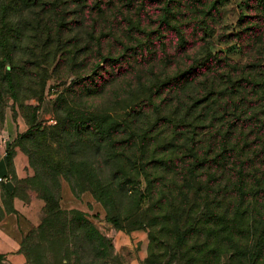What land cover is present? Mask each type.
<instances>
[{"label":"rangeland","instance_id":"374dc122","mask_svg":"<svg viewBox=\"0 0 264 264\" xmlns=\"http://www.w3.org/2000/svg\"><path fill=\"white\" fill-rule=\"evenodd\" d=\"M73 1L59 0L67 12L64 31H107L110 12L100 19L89 5ZM135 1L143 5L142 15ZM199 1L209 9L207 16L198 14L204 10L198 0H177L167 2L166 20L162 0H131L127 15L135 26L141 17L148 34L131 40L167 51H158L152 59L159 62L142 72L117 76L108 63L111 76L97 71L86 89L66 92L76 76L61 67L53 73L54 64L36 96L23 78L12 97L0 90V178L7 179L0 182V230L17 236L20 259L30 264H264V205L252 204L255 216L249 220L247 205L227 203L223 169L213 166L203 138L208 124L203 106H187L179 123L178 110L176 118L171 115L175 106L170 111L159 106L164 97H174V89H147L151 80L161 85L206 55L226 66L222 73L229 80L240 69L264 77V0ZM6 13L13 21L8 29H20L17 12ZM181 35L186 48H193L178 56ZM100 68L106 71L104 64ZM191 92L186 87L185 94ZM134 124L132 131L139 132L135 147L128 132ZM184 137L200 161L185 190L178 182L181 166L175 164ZM124 154L141 155L143 164L121 165L115 158ZM152 169L160 180L149 186L144 173ZM119 171L134 178L127 190L107 179ZM216 182L221 185L217 193Z\"/></svg>","mask_w":264,"mask_h":264},{"label":"trees","instance_id":"16d2710c","mask_svg":"<svg viewBox=\"0 0 264 264\" xmlns=\"http://www.w3.org/2000/svg\"><path fill=\"white\" fill-rule=\"evenodd\" d=\"M12 1H15L13 6L11 3L7 5L4 0H0V90L4 94H9V97L14 95L16 82L19 78L27 80L29 86L31 85L30 95L39 94L43 89L44 82L48 79V72L54 64L53 73H57L61 68H67L70 74L76 76L72 86L66 90V92H71L74 88L86 89L87 79L97 76V71L111 76L113 71H107L108 63L114 67L113 70H117L114 71L116 72L114 75L122 76L135 70L142 72L143 67H151L154 63L159 62L152 59L158 51L163 54L167 52L163 47H147V43L142 40H131L135 34L142 35L144 38L148 35L141 29V17H137L138 23L135 26L127 15L132 9L131 0L73 1L78 6L89 5L90 13L92 12L100 19H104L108 12L112 14V19L107 21V24L110 25L107 31L100 27L99 30L85 29L76 32L64 31V25H67L65 19L67 12L62 9V4L59 5V0ZM172 1L176 2L177 0H162L163 18L166 20L165 14L169 13L166 5L167 2ZM135 2H137V12L142 15L143 5L140 1ZM195 3L201 7L205 6L199 0ZM19 5L21 10L17 9ZM195 6L191 5L189 9L196 8ZM7 9L11 13L17 12V23H20V29H8L13 21L11 15L6 13ZM208 10L204 7V10L198 14L207 16ZM123 26H126L127 29L122 28ZM195 31L194 28V36ZM74 32L75 34H73ZM106 39L107 43L104 41ZM123 40L127 44L122 43ZM110 41L113 43L111 44ZM18 42L20 44L17 45ZM185 44L184 36L181 35L178 45L176 44L178 56L193 48H186ZM19 46L20 52L25 53L26 58L19 57ZM115 47L118 50L117 54L114 51ZM101 64L105 65L106 71L100 68ZM162 66L172 67V65L164 63ZM225 68L226 66L221 64L218 59L206 55L204 59L187 65L180 73L165 79L161 85L154 84L151 80L152 84L150 83L147 89L149 87L161 89L160 86L174 89L171 91L174 97L171 99L164 97L159 106L169 107V111L171 107L175 106L174 113L171 115L176 118L178 110L179 123H183L186 117L184 113L187 106L189 108L203 106L201 110L206 111L204 118L208 122L205 127L207 135L203 138L209 142V154L213 156V166L223 169L224 185L222 188L224 192H227V203L234 205V202H237L239 204L235 205H247V218L252 220L255 216L250 212L252 204L264 205V77L261 78L240 69L237 75L229 76L230 79H235L229 80L222 73ZM154 74V70L152 71L150 68L147 75L152 77ZM186 87L192 91L189 96H187V92V95L185 94ZM184 95L186 96L183 97ZM190 95H192L191 100ZM0 117L2 118V115ZM134 126L135 124L131 125L128 132L131 144L135 147L138 145L137 134L139 132L132 131ZM125 130H123V135L126 136ZM173 131L176 132V130ZM111 133L112 130L108 135ZM195 137H199V133ZM180 142L179 147H176L178 153L175 164L181 166L178 172V182L180 187L185 190L190 186V175L192 176L194 166L200 161L199 154L193 155L194 149L188 147L185 137ZM169 148L175 149L173 144ZM124 150L126 151V149ZM117 156L119 158L116 157L115 160L120 159V164L124 166L134 167L143 164L144 158L141 155L134 158L126 154L123 157ZM153 160L156 161L155 164L159 162L161 167L160 160L155 158ZM188 160H192L193 163L190 165ZM139 174H143L140 167ZM144 177L149 186L160 180L159 175L153 169L150 174L144 173ZM107 179L109 183L119 186L121 191L127 190L134 180L128 172L122 171L115 172ZM218 184L216 182V185ZM220 186L215 187L216 193ZM257 214H259L258 211ZM144 216H141L142 218L139 216L134 224L141 222ZM241 216L243 217V214ZM118 228L121 229V227ZM247 228L253 231L250 226Z\"/></svg>","mask_w":264,"mask_h":264},{"label":"crops","instance_id":"0c3cea01","mask_svg":"<svg viewBox=\"0 0 264 264\" xmlns=\"http://www.w3.org/2000/svg\"><path fill=\"white\" fill-rule=\"evenodd\" d=\"M0 264H30L19 256V244L14 233L0 230Z\"/></svg>","mask_w":264,"mask_h":264},{"label":"built area","instance_id":"2783aa9c","mask_svg":"<svg viewBox=\"0 0 264 264\" xmlns=\"http://www.w3.org/2000/svg\"><path fill=\"white\" fill-rule=\"evenodd\" d=\"M7 181V179L5 178V179H3V178H0V182H3V183H5Z\"/></svg>","mask_w":264,"mask_h":264}]
</instances>
